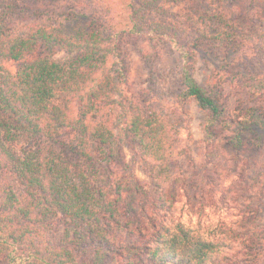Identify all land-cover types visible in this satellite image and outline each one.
Returning <instances> with one entry per match:
<instances>
[{
    "label": "trees",
    "instance_id": "1",
    "mask_svg": "<svg viewBox=\"0 0 264 264\" xmlns=\"http://www.w3.org/2000/svg\"><path fill=\"white\" fill-rule=\"evenodd\" d=\"M225 1L207 3L223 11ZM241 1L249 10L264 6V0ZM87 2L93 13L49 12L39 21L18 25H9L18 9L14 4L0 13V259L6 264L229 261L234 245L230 234L200 219L195 224L172 220L152 226L139 243L125 214L132 204L121 213L117 203L126 189L135 199L140 186L131 178L123 184L108 173L99 177V165L131 141L141 156L162 170L175 153L178 134L167 106L188 101L205 115L207 136L221 125L229 148L262 146L264 109L252 106L240 119L228 118L219 92L195 78V50L201 44H221L227 50V65L236 67L224 65L227 77L259 96H264V72L235 63L236 30L223 12L205 9L212 13L210 21L195 26V21L184 24L174 13L181 0ZM252 23V45L264 59V18H252ZM126 34L168 42L178 54L170 105L155 93L141 102L131 96L121 52ZM38 45L63 55L25 61ZM148 51L149 44L142 52L146 58ZM9 60L18 62L15 72L4 67ZM64 129L76 133L70 147L60 140ZM102 180L108 184L102 186ZM58 216L62 234L57 240L51 220ZM257 232L264 239V231ZM262 245L257 241L254 249L264 258ZM254 263L261 264L259 259Z\"/></svg>",
    "mask_w": 264,
    "mask_h": 264
},
{
    "label": "rangeland",
    "instance_id": "2",
    "mask_svg": "<svg viewBox=\"0 0 264 264\" xmlns=\"http://www.w3.org/2000/svg\"><path fill=\"white\" fill-rule=\"evenodd\" d=\"M207 2L216 6L215 0H181L174 13L184 24L195 21V26L210 21L212 13L205 9L225 13L236 30L232 36L237 43L232 54L235 63L264 72V59L255 52L253 36L249 33L252 18H264V6L257 11L249 10L241 0H226L220 11ZM9 4L18 8L9 17V25L36 22L46 18L49 12L68 9L93 13L87 0H0V13L5 12ZM147 44L149 62V57L142 53ZM121 52L131 96L141 102L155 93L162 102L170 105L179 64L178 54L171 45L164 41L148 42L142 35L126 34L121 40ZM50 53L63 55L61 51L48 52L38 45L25 61ZM227 56V50L219 43L199 45L195 50V78L200 85L216 89L225 115L237 120L252 106L264 109V96L252 93L240 82L227 77L224 65L227 69L236 68L227 65ZM18 65L13 60L4 63L11 72H15ZM167 108L178 124V134L175 153L166 167L159 170V166L139 154L138 147L131 141L116 147L109 161L99 165V177L106 178L108 173L113 180L117 178L124 184L132 179L140 186L139 192L134 194L135 199L132 190L126 189L117 203L121 213L132 204V209L126 210L125 214L129 216L132 230L139 236L138 242H144L152 226L172 220L195 224L200 219L203 223L218 225L221 232L230 234L233 239L230 260L220 264H256L257 259L264 264V258L256 256L254 249L257 241L264 247L263 236L257 232L264 231V142L260 147L246 144L241 150L231 149L224 143L225 131L221 125L212 128V136L206 135L205 115L194 102ZM75 137L76 133L70 129H64L60 134L65 147H70ZM101 183L106 186L108 181ZM51 224L55 238L60 239L62 218H53ZM0 264L6 263L0 259Z\"/></svg>",
    "mask_w": 264,
    "mask_h": 264
}]
</instances>
